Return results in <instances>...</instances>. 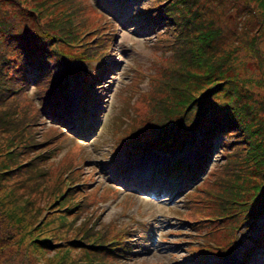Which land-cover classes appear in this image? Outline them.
I'll use <instances>...</instances> for the list:
<instances>
[{
	"label": "trees",
	"instance_id": "1",
	"mask_svg": "<svg viewBox=\"0 0 264 264\" xmlns=\"http://www.w3.org/2000/svg\"><path fill=\"white\" fill-rule=\"evenodd\" d=\"M98 9L92 0H0V188L24 198L33 217L40 214L26 234L49 227L42 245L76 250L81 264H115L133 244L124 222L102 220L103 203L115 192L91 187L93 174L80 170L82 142L73 137L63 150L68 134L58 126L67 120L56 100L66 79L80 80L81 104L114 67V25ZM137 13L156 30L151 47L159 58L145 89L131 80L144 110L138 114L134 90L125 91L120 113L112 112L100 133L132 153L173 155L197 141L192 165L178 158L158 172L186 191L192 201L186 215L202 217L188 223L214 240L203 250L231 253L240 241L235 233L262 220L241 260L248 264L264 250V0H150ZM74 59L76 71L69 66ZM215 149L220 161L207 173ZM154 184H146V195ZM192 187L199 189L194 198ZM3 228L0 244H8L12 232Z\"/></svg>",
	"mask_w": 264,
	"mask_h": 264
},
{
	"label": "rangeland",
	"instance_id": "2",
	"mask_svg": "<svg viewBox=\"0 0 264 264\" xmlns=\"http://www.w3.org/2000/svg\"><path fill=\"white\" fill-rule=\"evenodd\" d=\"M92 1L102 11L103 14L100 16L102 21L114 25V37L109 47L113 54L110 62L114 67L110 69L104 86L92 91V93L100 94V91L105 89L104 98L99 104L102 108L98 111H96L92 98L87 97L85 106L79 104L83 93L80 80L68 78L67 81L66 79L67 85L56 100L67 120L57 125L68 134L62 142L63 150H66L65 145L70 143L73 137L82 142V146L79 147H82L83 158L86 162L81 165L80 170L83 176L93 174L90 181L91 187H99V191L108 189L115 192L113 198L103 203L102 220L124 222L120 224V227L126 226L125 230L128 234L125 236L124 232H119L120 237L125 236L133 240L131 250L125 255L123 253L124 260L121 258L115 264H241L244 253L252 246V240L258 236L262 220L255 228L238 230L235 233V239L240 241L234 250L226 255H218L206 248L201 249L200 245L204 248V244L215 242L205 235V229H192L188 223L196 224L197 220L202 217L186 215L192 203L188 200L186 191L180 192V190L177 191L167 186L168 188L162 189L163 192H159L161 190L159 188H154L152 194L155 195H146V184H151L149 180L145 183L130 182L133 179H128L131 175L153 178L155 174H158V179H161L162 183L151 181L153 184L163 186L165 176L158 170L178 158L192 165L197 141L187 143L173 155L169 153L166 156L147 154L135 158L133 156L135 153L128 151L130 156H126L115 148L111 140H106L109 138L108 135L100 133L101 124L104 123L105 127L109 124V115L112 112L113 115L120 113L118 106L122 104L121 97L125 94L124 92L134 90L131 80L136 77L138 79L137 88L145 89L146 76L153 71L152 62L159 58L156 56L157 52L154 53L151 47L156 30H153L152 25L137 13L148 5L150 0ZM163 27L160 28L163 29ZM69 66L76 71L79 62L74 59ZM137 93L135 89L132 97L133 102L137 104L139 114L144 110L145 101L144 98H135ZM79 107L82 110L88 108L90 116L83 112L80 113ZM47 121L52 123L53 120L47 119ZM66 123H71V126L64 127L67 126ZM92 124L93 126L90 127ZM224 138V135L217 136L214 142L220 143ZM220 157L217 149L212 151L205 168L207 173L219 164ZM108 163H114L116 167L109 169ZM142 168H146L147 174L139 171ZM78 185L81 186V184ZM205 187L207 185L203 183L199 189L204 192L202 189ZM192 188L194 190L190 196L194 198L199 189ZM128 200L132 201V205H124V202ZM0 212L5 219L4 223L0 222L1 225L8 226L12 232V242L2 247L3 255L1 256L6 261L4 264H81L80 255L76 250L69 253L62 246L53 245L48 248L46 243L42 245V241L50 238L53 233L49 227L40 226L30 234L25 233L26 229L38 221L40 214L33 217L30 214L31 211L25 207L24 198L15 195L7 186L0 188ZM248 264H264V250L261 248L256 250L251 255Z\"/></svg>",
	"mask_w": 264,
	"mask_h": 264
},
{
	"label": "flooded vegetation",
	"instance_id": "3",
	"mask_svg": "<svg viewBox=\"0 0 264 264\" xmlns=\"http://www.w3.org/2000/svg\"><path fill=\"white\" fill-rule=\"evenodd\" d=\"M5 235V229L3 227H0V240H2V238ZM3 243L0 244V264H4L6 261L2 258L1 254L3 255L2 251H3ZM7 259L9 260V256H7ZM2 261V262H1Z\"/></svg>",
	"mask_w": 264,
	"mask_h": 264
},
{
	"label": "bare ground",
	"instance_id": "4",
	"mask_svg": "<svg viewBox=\"0 0 264 264\" xmlns=\"http://www.w3.org/2000/svg\"><path fill=\"white\" fill-rule=\"evenodd\" d=\"M96 97H99V95L97 96V94H96V96L94 97V101H93V103L96 105V111H98V110H101V108H102V105H99V104H101V103H99L98 101H97V99H96ZM144 163H146V162H144ZM139 171H141V172H146L145 174H147V171H146V168H142V169H140Z\"/></svg>",
	"mask_w": 264,
	"mask_h": 264
}]
</instances>
